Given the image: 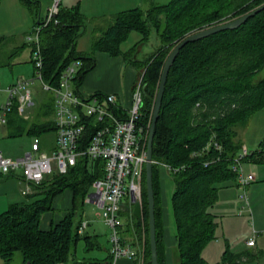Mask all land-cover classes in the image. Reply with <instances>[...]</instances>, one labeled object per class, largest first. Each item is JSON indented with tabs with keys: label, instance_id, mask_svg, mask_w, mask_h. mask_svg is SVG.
Returning <instances> with one entry per match:
<instances>
[{
	"label": "trees",
	"instance_id": "16d2710c",
	"mask_svg": "<svg viewBox=\"0 0 264 264\" xmlns=\"http://www.w3.org/2000/svg\"><path fill=\"white\" fill-rule=\"evenodd\" d=\"M21 1L36 13L39 23L37 1ZM262 4L264 0H169L165 4L150 0L146 9L135 7L115 14L112 22L93 38L90 53L76 50L77 40L86 27V17L77 7H60L57 22H49L40 31L42 79L57 85L65 66L78 58L83 61L77 81L80 85L84 75L94 68L95 51L122 55L139 70L142 88L140 124L145 126L151 117L164 61L172 47L193 31L238 17ZM152 28L159 39V47L149 57L135 59L137 46L148 40ZM132 31L138 32L141 38L122 51L120 46ZM24 45L31 48L28 43ZM263 69L264 9L234 29L188 42L179 50L167 75L152 146V160L156 161L152 165V183L159 264H164L162 239L165 228L159 163L173 169L169 174L175 183L171 207L177 264H209L203 258L202 250L215 238L218 225L216 215L209 208L218 198V183L229 179L236 183V174L231 169L239 148L235 126L264 108V75L254 79ZM48 112L49 106H46L38 113L42 119H24L13 105L7 115L8 135L34 136L54 131L53 120L44 118ZM209 141H212L209 150L201 152ZM214 142L221 146L220 150L214 149ZM197 152L201 153L193 155ZM208 160L210 163L204 165ZM249 160L264 161V136L259 149L243 159ZM101 170V160L79 159L66 173H53L34 186V192L27 195L28 201L10 204L0 213V258L4 264H11L17 251L21 253L22 264H69L73 261L77 241L89 237L86 232L77 233L80 219L75 220L76 209L84 203L92 182L102 176ZM65 189L73 192V207L48 230H42V214L51 208L53 198ZM141 204L142 219L132 214L133 223L127 221L125 230L131 232V240L135 242V237L140 238L139 233L144 228L146 264H150L145 169ZM124 235L122 240L129 241ZM251 255L249 251L236 252L227 246L217 264H239L249 261Z\"/></svg>",
	"mask_w": 264,
	"mask_h": 264
},
{
	"label": "built area",
	"instance_id": "2783aa9c",
	"mask_svg": "<svg viewBox=\"0 0 264 264\" xmlns=\"http://www.w3.org/2000/svg\"><path fill=\"white\" fill-rule=\"evenodd\" d=\"M61 0H50L46 14L40 18L25 35V42L31 45L33 76L31 79L17 78L7 89V100L0 107V126L7 121V115L14 104L19 110L33 106L32 85L40 81L43 90L51 91L54 99L55 145L48 152L43 149L41 138L34 135L30 149L18 158L4 156L0 152V174L17 175L23 184L22 192L28 194L47 176L64 174L79 159L88 162L102 161V176L95 179L92 192L86 194L84 202L97 205L101 209L102 221L110 230L109 261L103 264H118L122 258L139 260L140 252L120 234L123 226L120 218L125 197L141 201L142 177L146 161V143L148 124L141 125L142 88L141 77L135 81L130 105L125 107L116 93H85L77 84L83 61L73 59L65 66L57 85H51L42 79L43 59L40 50V31L49 22L56 20ZM22 117L29 119L27 115ZM209 141L201 152H207ZM214 149L221 146L214 142ZM201 152L193 153V155ZM249 154L246 148L237 152L231 164L236 174V185L243 190L240 198L248 205L247 187L254 180L252 173L246 174L242 168L243 159ZM156 162V161H153ZM210 161H205L204 165ZM161 169L173 170L169 165L159 163ZM176 170V169H174ZM89 221L80 219L78 234H84ZM247 246L255 244L254 238L245 241ZM60 264V263H59Z\"/></svg>",
	"mask_w": 264,
	"mask_h": 264
},
{
	"label": "rangeland",
	"instance_id": "374dc122",
	"mask_svg": "<svg viewBox=\"0 0 264 264\" xmlns=\"http://www.w3.org/2000/svg\"><path fill=\"white\" fill-rule=\"evenodd\" d=\"M168 1L169 0H154V2L159 4H165ZM45 14L46 11H44V9L41 10V18H43ZM111 22L112 21L103 22V28H106ZM29 26H26L19 33V38L22 42L24 41L23 36L25 33H32L31 27ZM91 38L92 35L89 34L88 31L80 36L76 43L77 50L83 53L91 52ZM139 38L140 35L138 32H131L127 40L121 44V49L126 50L133 46ZM159 44L160 42L156 32L152 28L148 40L143 41L139 45L140 49L136 55L139 59H145L157 50ZM8 52L9 46L6 45V43L3 45V42H0V107L4 105L7 100V87L17 78L31 79L34 70L33 64L30 60H27L26 54L16 60L15 64L8 65V62L12 60L10 52ZM263 75L264 69L255 75L254 79L258 80ZM32 90L34 105L25 106L24 109H21L20 111L23 113V116L27 115L29 118L35 117V120L39 119V117L42 119L41 114L38 115V113L41 112L42 108L44 111L46 106H49V114L48 116H44V118L52 119L54 116V99L52 92L43 90L39 80H35L32 85ZM148 122L146 124H148ZM235 130L237 131L235 140L239 143L238 152H242L244 148H246L249 153L256 152L259 149V142L264 136V108L258 109L252 113L246 122L237 124ZM4 131L5 129H0V134ZM39 136L43 149L49 152L55 145V133L50 131ZM32 137L23 135L13 138H2L0 135V139L2 138L0 140V150H2L7 157L15 156L13 158H18L22 156L25 151L30 149L33 140ZM2 142H5L3 146L1 145ZM242 168L246 174L252 173L255 177L247 187L249 206L240 198V194L243 193V190L238 188L233 179L217 184L218 198L209 208V211L216 215L218 225L215 229V238L202 250V256L209 264L219 263L221 254L227 246H229L231 250H240L244 247L246 239L251 237L254 238L256 242L255 246L249 248L252 254L251 258L249 261H244L239 264H264V161H243ZM20 172L21 171L18 170L17 175H20ZM163 186V217L169 235L168 237L170 238L175 236V222L171 207V194L175 188L173 178L170 176L169 178L164 177ZM91 192L92 188L90 187L89 193ZM21 195L20 193V196ZM125 200L126 199H124V202ZM64 201L65 196L55 199L52 205L53 208L48 212L53 215L64 212L66 210ZM129 210L130 209H127L124 204L122 205L120 218L123 224H127ZM81 218H85L90 222L87 232H96L103 248L108 247L107 239L109 240L110 230L102 221L101 209L93 203L84 202L82 205H78L76 209L75 220ZM129 222L132 224L133 220L130 219ZM125 227L123 226V229H121V235H123ZM139 237L140 238L135 237V245L140 252L139 260L136 261V264H146L145 248L147 235L144 233V228L139 233ZM162 243L164 244L162 250L164 264H177L178 254L175 249L176 244L172 246V249H167L165 238L162 239ZM11 263L22 264V256L19 251L14 253Z\"/></svg>",
	"mask_w": 264,
	"mask_h": 264
},
{
	"label": "crops",
	"instance_id": "0c3cea01",
	"mask_svg": "<svg viewBox=\"0 0 264 264\" xmlns=\"http://www.w3.org/2000/svg\"><path fill=\"white\" fill-rule=\"evenodd\" d=\"M36 1V10L39 14V18H41V10L44 9V11H47V7L50 4V0ZM149 4L150 0H61V7L63 9L77 7L78 10L86 17V27L80 36L84 35L88 31L89 34L92 35L91 40H93V38L99 34V31L103 29V22L112 21L113 16L115 14L135 7L146 9ZM37 23L38 19H36V13L31 12L30 9L26 5H24L21 0H0V42H3V45L6 43V45L9 46L10 55H12V53H16L14 54V56H11L12 60L10 62V65L15 64L16 60H18L24 54L27 55V60H30L31 48L27 45H24V43H26L25 35L27 33H25L23 36V42L19 38V33L22 31V29L29 25V27H31L30 29H32ZM140 38L138 39V41L140 40ZM139 45L137 46L134 58L138 60H143L139 59L136 55L140 49ZM121 50L126 51L125 49ZM93 56L95 58L94 68L84 75L80 84L81 90L88 94L97 92L116 93L118 96H120L122 104L125 107H128L130 105L133 85L138 79V68L134 64H132L130 60L125 59L122 55H111L107 52L95 51ZM18 111L22 116L21 111L19 109ZM0 129H5V131L0 134L2 138H13L10 137L7 133V123L2 124L0 126ZM23 135L30 136L28 134ZM4 143L5 142H2L1 145L3 146ZM0 152L5 156L2 150H0ZM161 175L162 178H169V176L172 177L169 172L165 169H161ZM22 189L23 184L19 180V177L17 175L0 174V213L4 212L10 204L28 201L27 195L33 193L34 190L28 194H24L22 192ZM20 193L23 196H20ZM160 195L162 203V200H164L163 180L161 184ZM62 196H65L64 206L66 210L62 213L55 215L48 212L50 209L53 208L52 205L54 200L57 198L59 199ZM125 199L126 200L124 202V206H126L127 209H130L128 213L129 222L131 219L130 216L132 215L134 203L129 197H125ZM247 206H249V204ZM72 207L73 192L70 189H65L53 198L51 208L42 214L40 218V228L42 230H48L53 223L59 221L65 215V213L69 211ZM123 226L125 227L126 224H123ZM123 226L121 229H123ZM123 231V234H125V238L130 241V244H132L133 247L137 248L135 242H132L131 240L133 239V237L131 236V232H127L126 230ZM85 232L89 237L88 239L81 238L77 241L74 248V260L71 261L69 264H103L109 261L111 258L109 240L107 239L108 247L103 248L96 232L90 233L87 232V229L85 230ZM168 236L169 235L165 227V245L167 246V249H172V246L176 244V238L175 236L170 238ZM255 245L256 242L253 246ZM253 246H247L244 243V247L242 249L232 251H249V248ZM136 261L137 260L122 258L118 261V264H136ZM0 264H4L1 258Z\"/></svg>",
	"mask_w": 264,
	"mask_h": 264
},
{
	"label": "water",
	"instance_id": "95a60500",
	"mask_svg": "<svg viewBox=\"0 0 264 264\" xmlns=\"http://www.w3.org/2000/svg\"><path fill=\"white\" fill-rule=\"evenodd\" d=\"M264 9V4L230 20L221 22L219 24L206 27L197 31H193L181 40H179L168 53L161 73L157 86V91L154 99V104L151 113L150 124L148 128V138L146 143V161H145V189L148 207V228H149V250H150V264H159L157 255V243H156V229H155V214H154V193H153V183H152V146L155 132V125L159 115V110L162 102V97L164 93L165 83L167 80V75L170 67L172 66L179 50L186 45L188 42L196 41L212 35L214 33L224 31L227 29H234L239 25L243 24L249 17L253 16L260 10ZM133 209L132 214L137 217H142V204L141 201L133 199Z\"/></svg>",
	"mask_w": 264,
	"mask_h": 264
}]
</instances>
